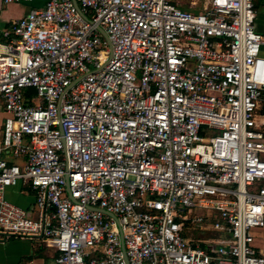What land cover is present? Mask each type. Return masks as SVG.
Returning a JSON list of instances; mask_svg holds the SVG:
<instances>
[{"label": "built area", "instance_id": "obj_1", "mask_svg": "<svg viewBox=\"0 0 264 264\" xmlns=\"http://www.w3.org/2000/svg\"><path fill=\"white\" fill-rule=\"evenodd\" d=\"M42 1L0 40V237L54 264H264L255 0ZM192 208L220 234L186 241Z\"/></svg>", "mask_w": 264, "mask_h": 264}, {"label": "crops", "instance_id": "obj_2", "mask_svg": "<svg viewBox=\"0 0 264 264\" xmlns=\"http://www.w3.org/2000/svg\"><path fill=\"white\" fill-rule=\"evenodd\" d=\"M42 0L24 1L21 3H10L4 6L0 11V40H2V31L11 21L25 15L32 7L41 4ZM256 19L255 30L264 36V0H255ZM261 56L264 57V44L261 47ZM6 116L1 109L0 121ZM259 130L264 133V107H261L256 115ZM10 161L15 159L12 156ZM15 161L20 162V159ZM6 197L11 202L27 209L31 216L40 217V211L36 206V197L34 189L25 183L15 186H9L6 189ZM254 247L264 253V227L253 230ZM193 240V239H191ZM198 241L200 244L201 241ZM56 251L47 246L39 238L0 237V264H54Z\"/></svg>", "mask_w": 264, "mask_h": 264}, {"label": "rangeland", "instance_id": "obj_3", "mask_svg": "<svg viewBox=\"0 0 264 264\" xmlns=\"http://www.w3.org/2000/svg\"><path fill=\"white\" fill-rule=\"evenodd\" d=\"M196 14L201 12V8L198 7L196 10L193 11ZM0 113H1V106H0ZM177 214L181 216L187 215L189 218V222L186 225L183 234H185L186 241L191 239L203 241L204 239L216 237L220 232L213 228V223L215 220L214 212L211 210H205L201 208H192L191 211H178ZM198 217H203L205 222L204 223H195L192 219H196Z\"/></svg>", "mask_w": 264, "mask_h": 264}, {"label": "water", "instance_id": "obj_4", "mask_svg": "<svg viewBox=\"0 0 264 264\" xmlns=\"http://www.w3.org/2000/svg\"><path fill=\"white\" fill-rule=\"evenodd\" d=\"M75 2H76V4H77V1L75 0ZM104 33V35L107 37V35H106V33L105 32H103ZM129 264V263H128Z\"/></svg>", "mask_w": 264, "mask_h": 264}]
</instances>
